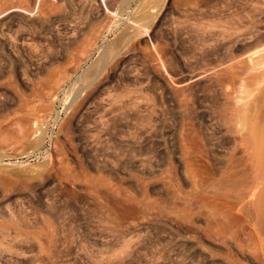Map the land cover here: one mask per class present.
<instances>
[{
  "label": "rangeland",
  "instance_id": "obj_1",
  "mask_svg": "<svg viewBox=\"0 0 264 264\" xmlns=\"http://www.w3.org/2000/svg\"><path fill=\"white\" fill-rule=\"evenodd\" d=\"M254 54L264 0H0V264H264L224 197Z\"/></svg>",
  "mask_w": 264,
  "mask_h": 264
},
{
  "label": "bare ground",
  "instance_id": "obj_2",
  "mask_svg": "<svg viewBox=\"0 0 264 264\" xmlns=\"http://www.w3.org/2000/svg\"><path fill=\"white\" fill-rule=\"evenodd\" d=\"M45 3H44V5H45ZM48 3H50V2H48ZM17 5H15V6H17ZM18 7H19V5H18ZM53 7L56 10V8L59 9L60 5H59V7L53 5ZM49 8H51V7H49ZM49 8L47 5V9H49ZM41 10H42V8H41ZM50 11H52V10H49V14L47 13L48 16H50V14L53 15V12L50 13ZM43 18H45V17H43ZM68 27H69V25H68ZM74 27H76V26H74ZM72 34H73V32H72ZM33 46H35V44ZM102 56H105V52L102 53L101 57ZM263 56H264V54H254L250 57L249 56L245 57V58L241 57L242 59L240 58L241 60H239V61L242 63L245 62L246 60L257 61L258 59H260ZM254 86L255 87L258 86V88H260V85H254ZM254 86H253V89L255 88ZM230 87L232 88V86H230ZM258 88H255L254 90L262 89V87L260 89H258ZM227 91H229L227 93L230 94V92H231L230 89L229 90L227 89ZM225 92H226V90H225ZM232 92H233V90H232ZM224 93H222V94H224ZM227 93H225V94L227 95ZM229 94H228V96L224 95V96H226L225 98L227 100H225V101L228 105L232 101L234 102V99H230V98H233L235 96V95L230 94L233 96V97H231ZM256 98H260V96H256ZM262 100H261V102L257 101V100L254 101V103L257 102L255 109H254L255 106L253 107V105H252V107H249L250 110L251 109L254 110L253 113H252V111H250V113L253 115H248L249 113H247L248 106H250V105H246V102H244V103L240 102L241 104L239 105V108L246 110V113H244V114H246V116L242 117L243 118L242 120H239V129L238 130H241V132H240V134L238 133L239 134L238 138L236 137V139H238V140H235V137H234L235 146H234V149H233L232 153L230 154V158H229V159H233V161H231V166H230L231 170H228V173L224 175L228 180L231 181L230 183L226 184V187H228V192H231L233 190L236 191L235 194H233V195L231 193H228L227 195L225 194L224 197H226V198L232 197V199L229 200V201H231V204H230V202L229 203L227 202V205L230 204V206L232 207V206L237 204L238 205L237 209L239 211H242L243 213H245V215L248 217V220L253 221L254 229L256 230V233L258 235L264 234V102H262ZM235 101H236V99H235ZM247 101H248V99H247ZM258 102H260L261 104H258ZM248 103H249V101H248ZM249 104H253V102H250ZM57 113H58V111H57ZM57 113H56V115H57ZM249 116H251V117H249ZM237 128H238V126H237ZM239 145H240L241 153L239 152L240 149H238ZM183 156L182 157L179 156L180 159H185V158H183ZM4 162H7V161H4ZM8 162L10 163V161H8ZM190 167H191V165H190ZM220 183H221V181L217 182V184H219V185H220ZM106 198H107L106 200H108V201L111 200L113 202V198L111 197V195L109 193L106 194ZM218 198H219L218 187L215 185V206L217 204ZM119 211H121V210H119Z\"/></svg>",
  "mask_w": 264,
  "mask_h": 264
}]
</instances>
